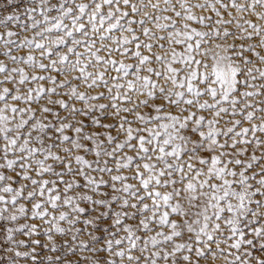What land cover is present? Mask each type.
Returning a JSON list of instances; mask_svg holds the SVG:
<instances>
[{"label": "snow or ice", "instance_id": "snow-or-ice-1", "mask_svg": "<svg viewBox=\"0 0 264 264\" xmlns=\"http://www.w3.org/2000/svg\"><path fill=\"white\" fill-rule=\"evenodd\" d=\"M0 264H264V0H0Z\"/></svg>", "mask_w": 264, "mask_h": 264}]
</instances>
